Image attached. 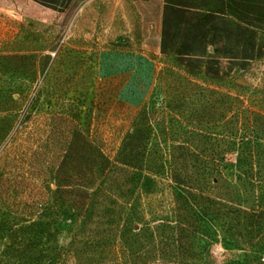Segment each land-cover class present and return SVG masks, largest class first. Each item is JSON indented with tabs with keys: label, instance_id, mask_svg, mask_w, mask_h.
Returning <instances> with one entry per match:
<instances>
[{
	"label": "rangeland",
	"instance_id": "1",
	"mask_svg": "<svg viewBox=\"0 0 264 264\" xmlns=\"http://www.w3.org/2000/svg\"><path fill=\"white\" fill-rule=\"evenodd\" d=\"M165 9L166 0H83L65 9L38 0H0V83H31L45 96L28 126L0 148V264H51L57 248L79 251L66 264H162L148 255L151 232L139 221L122 235L103 223L102 212L75 226L66 223L59 182L70 178L78 185L83 150L99 147L85 141L97 126L107 136L105 154L114 151L116 138L140 110L160 131L176 128L172 119L190 111L198 146L252 145L243 141L248 128L239 122L246 111L240 100L247 98L239 90L258 84L264 63L238 73L231 90L202 79L189 90L190 74L162 48ZM228 91L237 104L219 97ZM226 118L242 126L227 128ZM2 122L0 116V129ZM48 161L52 171L37 175ZM90 180L111 181L100 172ZM222 183L230 188L223 198L234 210L211 227L213 240L200 241L191 232L189 250L177 264L258 263L260 244L249 223L255 193L233 173ZM159 196L131 194L127 205L141 210L146 202L160 203L165 196ZM231 235L236 241L227 242Z\"/></svg>",
	"mask_w": 264,
	"mask_h": 264
},
{
	"label": "trees",
	"instance_id": "2",
	"mask_svg": "<svg viewBox=\"0 0 264 264\" xmlns=\"http://www.w3.org/2000/svg\"><path fill=\"white\" fill-rule=\"evenodd\" d=\"M38 1L65 9L83 0ZM210 45L215 46L213 52L208 48ZM162 48L173 64L190 74L194 85L189 90H196L195 84L200 79L221 81L231 90L238 73L244 75L253 63H264V0H166ZM222 56L227 57L228 64H224ZM220 96L222 100L238 103L230 91ZM239 96L247 98L240 100L246 111L239 122L248 128L243 141L252 145L198 146L190 111L172 119L176 128L172 129L166 121L165 128L171 129L160 131L140 110L129 118L127 128L116 138L114 151L105 154L107 136L97 126L96 132L86 136L85 141L99 147L92 152L83 150L78 185L70 178L59 182L68 226L102 212L106 219L103 223L116 232L122 231V235L139 221L141 229L151 232L146 242L148 255L162 264H177L189 250L187 236L191 232L200 241L213 240L211 227L234 210L223 198L229 194V186L220 184L221 177L233 173L255 193L249 223L260 244L257 264H264V74L256 86L239 90ZM44 98L40 90L35 93L31 83L18 86L0 83L3 121L0 148L6 149L15 134L28 126L30 117L42 108ZM247 101L253 103L252 108L246 105ZM225 122L227 128L242 126L231 118ZM50 162L45 169L38 168L37 175L52 171ZM95 172L111 181L104 184L90 180ZM143 193L165 196L168 202L164 203L162 198L160 203L146 202L141 210L128 207L129 195L141 198ZM165 207L172 208V213ZM115 208L122 211L117 213ZM232 235L227 242L236 241ZM127 241L128 238L124 239ZM78 252L57 248L51 264H66Z\"/></svg>",
	"mask_w": 264,
	"mask_h": 264
}]
</instances>
